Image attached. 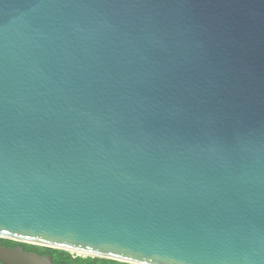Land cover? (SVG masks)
I'll return each mask as SVG.
<instances>
[{
    "label": "water",
    "instance_id": "1",
    "mask_svg": "<svg viewBox=\"0 0 264 264\" xmlns=\"http://www.w3.org/2000/svg\"><path fill=\"white\" fill-rule=\"evenodd\" d=\"M0 239L264 264V0H0Z\"/></svg>",
    "mask_w": 264,
    "mask_h": 264
},
{
    "label": "trees",
    "instance_id": "2",
    "mask_svg": "<svg viewBox=\"0 0 264 264\" xmlns=\"http://www.w3.org/2000/svg\"><path fill=\"white\" fill-rule=\"evenodd\" d=\"M3 247L15 248L20 247L25 252L35 253L40 256L49 255L53 264H127L108 259H100L96 257H82L70 252L47 247L35 246L26 243L15 242L7 239H0ZM1 264V263H0Z\"/></svg>",
    "mask_w": 264,
    "mask_h": 264
}]
</instances>
